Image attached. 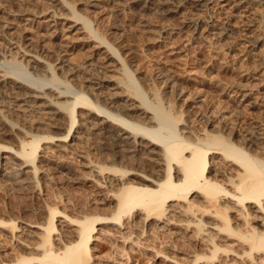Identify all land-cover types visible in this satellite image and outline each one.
Listing matches in <instances>:
<instances>
[{
    "label": "rangeland",
    "instance_id": "1",
    "mask_svg": "<svg viewBox=\"0 0 264 264\" xmlns=\"http://www.w3.org/2000/svg\"><path fill=\"white\" fill-rule=\"evenodd\" d=\"M15 74L38 91L15 84ZM130 79L148 102L160 93L163 107L180 116L175 129L183 135L217 133L264 158V0H0V220L16 224L14 239L0 223V258L34 241L53 207L54 244L75 238L82 217L97 218L90 264H264L223 252L242 250L224 231L212 236L220 246L212 256L205 234L216 232V220L200 206L191 209L204 217L201 232L183 214L166 221L139 207L113 220L122 183L162 180L160 149L147 140L145 147L125 144L115 121L79 108L65 139L68 121L54 102L62 101L60 91L82 90L105 110L153 126L152 111L127 88ZM32 135L53 139L40 143L36 181L17 185L6 173L17 164L20 140ZM210 155L208 172H234Z\"/></svg>",
    "mask_w": 264,
    "mask_h": 264
},
{
    "label": "bare ground",
    "instance_id": "2",
    "mask_svg": "<svg viewBox=\"0 0 264 264\" xmlns=\"http://www.w3.org/2000/svg\"><path fill=\"white\" fill-rule=\"evenodd\" d=\"M72 16L77 20L81 19L75 13ZM86 28L89 27L86 26ZM89 32L92 31L89 30ZM92 36L97 37L99 40L104 39L96 32H92ZM109 50L114 51L111 46H109ZM124 63L122 62V65L126 72V65ZM51 67L50 65V71H54ZM23 77L26 76L15 74L14 83L26 90L37 89L31 86L33 84L32 81L26 82ZM130 80L129 83H126L127 88L135 90V95L142 99V105L152 111V118L156 121L153 126L145 125V123L143 125L139 120L133 121L128 119L124 116L125 114L118 115L105 110L99 104L92 102L86 95L87 92L85 93L82 90L73 92L72 96H67L66 92L68 90L60 91L58 92L60 94L58 97H62V101L54 102L64 111L63 114L68 121V124L66 123L67 132L63 136L65 139L73 131V126H75L76 122L78 123L76 109L79 108L92 112L94 119L102 120L103 118H109L115 121V124L121 126L120 129L123 130L121 139L124 140L125 144L134 143L139 140L138 145L145 147L146 145H144L143 140H147V147L155 146L160 149L159 153L157 152L156 154L159 155L157 156L160 157L161 165L164 168L162 180L153 183V187L149 185L136 186L138 184H127L128 182L126 183L127 185L122 183L121 185L124 186L121 189L119 188L120 191L118 190L117 210L113 214V217L111 216L114 218L113 220L119 221L121 216L128 214L133 208L139 207L142 213L150 216L152 214L157 217H165L166 221L170 219L171 215L183 214L184 217L187 216L188 218L186 220L187 223H194L197 226L195 232H201L207 230L202 225L204 217L196 215L197 213L195 214L191 209L192 207L200 206L202 211L199 210L203 216L207 213L209 215L212 214L216 220L214 223L211 221L214 225V228L212 227L211 230L216 232H211V237H208L209 234H205L207 236L205 237L206 240L209 238L212 242V249L210 251L212 256L220 250V246L212 240V236L214 234L216 238L215 234L224 231L229 237L236 238V241L232 242L234 244L237 242V245H240L242 250L241 252H237L233 247H225L224 249L222 248L223 252L232 251L239 256H248V259L250 258L251 261H264V158H260L258 153L251 152L248 147L246 148L244 145L239 144V142L231 141L224 136L223 138L220 135H216L217 133H214L215 135H197L194 139L183 135L182 132H178L175 129L180 116L173 114L170 108L163 107L159 96L160 93L158 94L155 91V101L148 102L144 99L143 93L138 91L137 83L134 80ZM27 93L31 95V93ZM27 93L25 94L27 95ZM49 139L52 140L53 137L51 135H32L26 141L20 140V150H15L17 152L12 156L17 164L13 165L14 167L12 166L10 170L8 168L7 177L12 178L15 183L17 182V185H19L18 182L32 184V182L36 181L35 173L38 166L35 160L37 152L42 148L40 143L42 141L46 142ZM152 148L151 150H153ZM211 153H217L226 162L229 161L234 168V172L222 173L220 175L216 173L220 172L217 168L218 171H214L215 173L208 172L209 162L211 161H209V155ZM174 172L176 174H173ZM139 185H141L140 182ZM192 193H196V196L200 197L201 201H204L205 204L202 205L203 202L200 203V199H197V202L196 196L195 198H191L190 194ZM176 201L178 203H185V206L181 205V207L177 205L178 203H170ZM55 209L53 207L52 209L49 208L44 222L38 223L39 226L37 225V228L39 231L36 239L29 242L20 241L15 244L10 249L11 253H5L11 257L7 258V256L3 259L1 257L0 264H90L91 248L88 244L90 239H93L92 232L95 231L97 218L82 217L77 222L78 226H76L75 238L72 240L65 239L66 241H61L62 243L60 244H54L52 234L56 229L53 221L54 214L56 213ZM199 210L196 209L194 211L199 213ZM0 223L3 225L0 226L6 227V231L15 239L13 233L16 224L14 220H0ZM208 243H206L207 247ZM233 243H230V246Z\"/></svg>",
    "mask_w": 264,
    "mask_h": 264
}]
</instances>
